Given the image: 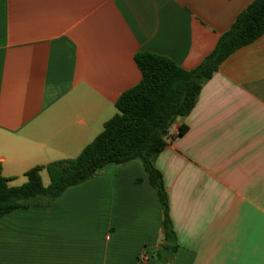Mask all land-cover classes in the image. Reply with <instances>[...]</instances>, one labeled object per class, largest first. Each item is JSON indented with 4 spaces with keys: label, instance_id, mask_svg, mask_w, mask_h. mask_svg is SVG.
I'll use <instances>...</instances> for the list:
<instances>
[{
    "label": "crops",
    "instance_id": "1",
    "mask_svg": "<svg viewBox=\"0 0 264 264\" xmlns=\"http://www.w3.org/2000/svg\"><path fill=\"white\" fill-rule=\"evenodd\" d=\"M251 2L0 0L8 186L75 158L100 134L118 97L140 80L135 54L191 70ZM155 166L178 245L166 264H264V35L219 66L170 128ZM40 177L47 186L44 170ZM161 231L142 163L110 164L49 205L1 217L0 264H164Z\"/></svg>",
    "mask_w": 264,
    "mask_h": 264
},
{
    "label": "trees",
    "instance_id": "2",
    "mask_svg": "<svg viewBox=\"0 0 264 264\" xmlns=\"http://www.w3.org/2000/svg\"><path fill=\"white\" fill-rule=\"evenodd\" d=\"M262 35L264 0H252L219 36L212 52L191 70H184L161 55L135 54L133 60L140 72L139 82L118 97L116 113L78 156L27 171L26 182L19 187L8 186L0 164V218L31 206L49 205L66 190L94 178L107 165L139 160L161 209L163 243L157 256L164 264L170 262L178 245L169 197L162 174L155 166L156 158L167 146L170 128L191 113L201 89L219 66L233 52ZM186 131L187 127L181 125L177 135L182 136ZM42 170L48 176L47 186L41 181ZM163 251L167 254L165 258L159 254Z\"/></svg>",
    "mask_w": 264,
    "mask_h": 264
},
{
    "label": "water",
    "instance_id": "3",
    "mask_svg": "<svg viewBox=\"0 0 264 264\" xmlns=\"http://www.w3.org/2000/svg\"><path fill=\"white\" fill-rule=\"evenodd\" d=\"M163 240V231H161V240H160V244L162 243Z\"/></svg>",
    "mask_w": 264,
    "mask_h": 264
}]
</instances>
